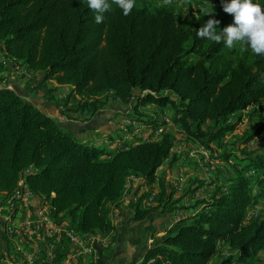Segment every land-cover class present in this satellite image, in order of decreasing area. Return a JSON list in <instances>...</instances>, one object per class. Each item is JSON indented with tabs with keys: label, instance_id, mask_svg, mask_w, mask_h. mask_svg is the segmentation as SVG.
<instances>
[{
	"label": "trees",
	"instance_id": "obj_1",
	"mask_svg": "<svg viewBox=\"0 0 264 264\" xmlns=\"http://www.w3.org/2000/svg\"><path fill=\"white\" fill-rule=\"evenodd\" d=\"M207 1L222 7V0ZM252 2L264 10V0ZM94 16L85 0H0V46L10 61L0 65L7 72L10 64L12 71L21 64L42 74L43 82L69 87L65 98L57 97L56 88L48 89L47 97L67 118L71 112L101 117L112 99L129 108L121 115L154 134L167 124L163 115L168 109L169 121L210 151L235 129L233 117L238 123L245 110L264 101V55L197 38L209 17L181 21L169 7L141 4L128 16L113 4L100 24ZM224 27L220 22L217 32ZM127 128L124 133H132L133 126ZM262 134L264 114L238 148L227 146L220 154L232 175L209 200H197L199 212L156 238L143 251L142 264H212L216 256L218 264H257L264 250V216L248 215L264 199V146L249 147ZM131 135L122 149L107 151L61 125L21 92L0 87V192L11 196L23 181L36 197L46 196L57 225L116 243L111 205L124 198L130 177L142 178V185L151 188L133 205L138 223L175 214L180 201H173L165 176L157 174L178 160L172 153L175 137L166 132L157 140ZM241 145L246 147L239 151ZM156 182L160 193L147 205ZM63 257L55 262L61 264Z\"/></svg>",
	"mask_w": 264,
	"mask_h": 264
},
{
	"label": "crops",
	"instance_id": "obj_2",
	"mask_svg": "<svg viewBox=\"0 0 264 264\" xmlns=\"http://www.w3.org/2000/svg\"><path fill=\"white\" fill-rule=\"evenodd\" d=\"M0 51L4 54L3 46H0ZM4 59L7 61L5 54ZM8 62L10 61H7V63ZM2 67L3 66L0 65V80L2 79L0 81V87H8L9 89L21 92L24 98L37 105L48 115L54 114L55 110L58 111V108L53 103L44 98V91L47 87V82H43L42 74L33 73L31 78L28 79L24 75H15L12 71V64L9 65L11 69L9 68L7 72ZM23 68L26 69L25 67ZM54 87L58 88L60 85L55 84ZM33 88L35 92L38 93L36 96H32L29 93L30 91H33ZM64 90H66L67 93L62 96L58 93L59 90L56 91V95H58L57 97L65 98L68 95V88L66 87ZM113 112L117 113V116L114 117V114H110L109 110H106L104 113L102 112V115H105L107 120L111 119L112 122H110V124H116L122 119L123 121L128 120L127 117L123 115L121 116L120 111L113 110ZM154 113L155 110L151 113V115H154ZM158 113H160V111H158ZM50 116L54 117L53 115ZM169 116L168 112L163 115V119L167 122V124L160 129V132L156 133V131L154 134H151V132L147 133V130H143L139 134H134V136L142 137L143 139L148 140L152 135L160 139L161 135L166 132L175 137L176 142L172 153L173 156L176 155L178 157V160L170 169H168L169 162H167L166 165L162 166L158 170L157 173L158 177L162 175L165 176V184L167 188L174 192L173 201L180 200L175 205L178 208L175 214H159L152 217L148 221L138 223L134 218L133 205L139 198L148 193L151 188L142 185V178L135 177L136 179L133 180L134 182L130 183L132 181L131 180L127 185V191L124 198L118 204L111 205L110 216L113 224L117 227L118 241L110 244L109 242L111 237H102L103 242L95 245L94 252L92 254H85L80 248L71 244L65 236H61L60 238H47L50 242L55 243V246L52 250H50L46 244L42 243L40 240H36L35 243L31 242L25 234H21L19 232L9 233L6 230V218L8 212H0V264H22L26 251L32 252L35 255L36 264H44V262L58 264L55 261L59 259V255L64 256L63 259L60 260L61 264H142V260H140V258L143 255V251L153 246L156 238L163 237L166 230L173 224L188 219L199 212L202 206H196L197 200H209L216 189H218V187L225 182V178H222L221 174H218L220 170L216 171L213 170V168L206 175L208 178L211 177V179L209 178L210 180L206 181L201 178H193V180L190 181L189 178V181H186L185 176L188 178V175L185 172L189 171V168L187 165L184 166V160L176 153L178 152V150H176L178 144H186L187 148L191 149L189 150L191 153L187 155H191L193 157L194 154H197L201 156L199 158L200 162L202 157L207 155V151H205L206 149L204 150V148L198 144L188 140L183 131L169 121ZM99 117L100 115H96L89 119V115L80 114L79 112L72 116L74 119H79L78 122L84 121L83 128L85 132L82 136L83 139L85 138L84 140L93 141V143H96L97 145L99 144L98 146H102L103 144L106 146L109 142L105 138L109 135L111 140H113L114 135L109 134L110 132H107L105 127H96V120ZM115 124H112V126ZM121 129L124 130V128ZM112 132L115 133V130ZM120 132L125 134L124 131ZM126 138H130L132 140L133 135L127 134ZM184 167L186 169H184ZM176 170L177 172H174ZM172 171L175 175H171ZM230 173H232V171ZM152 189V193H154L155 197H157L161 190L159 183L156 182L153 184ZM151 194L147 201V205L151 204L154 200L151 199ZM155 204L156 203H154V205ZM13 216L16 221H20V219L24 216V213L18 212ZM59 218H62V214ZM61 226L69 227L65 225ZM212 263H214V260Z\"/></svg>",
	"mask_w": 264,
	"mask_h": 264
},
{
	"label": "rangeland",
	"instance_id": "obj_3",
	"mask_svg": "<svg viewBox=\"0 0 264 264\" xmlns=\"http://www.w3.org/2000/svg\"><path fill=\"white\" fill-rule=\"evenodd\" d=\"M136 4L145 5V6L150 7L151 9L161 8V7H169L175 12V14L178 16V19L181 21H189L192 16H199V17L200 16H207L209 18H214L216 20H219L220 22H224L226 24V26L233 23V16L232 15L226 14L222 10V7H216V6L212 5L211 3H209L207 0H196L193 2H189L187 0H172L171 4H165L164 0H136ZM2 60H5L4 54H2ZM5 63L8 64L6 60H5ZM14 68H20L21 75H24L28 79H30L31 75L33 74L32 72L24 69L20 64H17ZM55 84H57L55 81H48L47 82V87L44 91V98L47 99V97L49 96L48 89L51 90L52 88H56L57 90H59L58 93L60 94V96L67 93L66 90H64V88H66V87H63L64 85H60V87L57 88V87H54ZM67 88H69V87H67ZM29 93L32 96H34V95L36 96V94H38L35 92L34 88H33V91H30ZM105 96L106 95H103L102 98ZM78 99H80V98H78ZM110 102H111V106L107 110H109L110 114H112V115L114 114L113 115L114 117L117 116V114L115 112H113V110L114 111H120V112H126V113L130 112L129 108L127 106L121 104L119 101H114V100L110 99ZM112 106L113 107L115 106V107L112 108ZM146 109L148 110V113L149 112L153 113L152 109H154V107L149 106V107H146ZM62 111H63L62 109H58V111L55 110L54 114H50V115H53L54 118H56L60 122L61 125H64L70 129H72L74 132H76L78 135H80L82 137L83 133L85 132V130L83 128V126H84L83 122L84 121L78 122L79 119L67 118V117L63 116V114H61ZM167 111L170 112V110H168V109H167ZM75 113H77V112H71L72 116H74ZM261 113H262V115L264 114V101L260 102L257 105H252L247 110H245V112L242 113L241 121H238V123H236V121L238 120V116L236 115L235 117H233L230 121L232 123H230V124H236L235 129L232 132L226 133L225 137L222 140L221 145H218L217 143L212 144L214 151L204 149L205 151H207V155L205 157H202L201 162L199 161V158L201 156H199L197 154H194L193 157L191 155H187V154L191 153V152H189V150H191V149L187 148L186 144H183V145L178 144V147L176 149V150H178V152H176V153L178 155H180V157H182V159L184 160L183 161L184 166L187 165L189 168V171L185 172L188 175V178H187V176H185L186 181L188 182L189 178H190V181H192L193 178H195V179L201 178V179H205L206 181L210 180L211 177H209L210 178L209 179L206 175L212 168H213V170H216V171L220 170V172H218V174H221L222 178H227L228 174L232 171V169H231L230 164L229 165L224 164L221 161L220 154L223 152L224 148L227 146H231V147L235 146L238 148L237 143H239L240 140L245 138V136L247 134L251 133V131L258 124V121L260 120V118L262 116ZM123 115H125V114H123ZM105 117H106L105 115H101V117H99L96 120L97 121L96 127H99V126L105 127L107 132H110L109 134L114 135V141L111 140V138L108 135L105 139H107V141L109 143H107L106 146L104 144L102 145L103 147L105 146L104 148H106V149L108 148L107 151H110V152L117 151L121 147L124 146V143L131 142L130 138H126L127 134L125 135V134H122L120 132V131H123L121 128H124V130L127 131V129H128L127 126L132 125L134 129L132 130V133H130V132L128 133L129 135L139 134L143 130H145L144 127H142L136 123H131L132 121L130 119H128L127 121H123V119H122V120L118 121L116 124L115 123L110 124V122H112L111 119L107 120ZM112 124H115V125L112 126ZM113 130H115L116 134L112 132ZM147 131H148L147 133H150L149 130H147ZM158 132H160V130H158L156 133H158ZM90 136H92V135H90ZM157 139L158 138L151 135L148 140H157ZM241 146H239V149H238L239 151H240V149H243L246 147L245 145H241ZM250 146L251 147H249V149H252V150L263 147L264 146V134H262L259 138L255 139L254 142L252 144H250ZM234 153H235V151H234ZM194 158H197V159H194ZM184 169H186V168L184 167ZM174 172H177V170ZM174 172L172 171L171 175H175V174H173ZM231 174L232 173H230L229 175L231 176ZM135 179H136L135 176H132L129 178V182L132 180L130 182V183H132V182H134L133 180H135ZM129 182H128V184H129ZM255 190L258 192L259 188H255ZM1 197H6V196L1 194ZM48 206H49V203H48V201H46L47 210H48ZM250 213H251V215L259 216L258 218H262L264 216V199L260 200L257 203L256 207L254 209L250 210L248 218L250 216ZM221 250L224 253L226 251V248L222 247ZM229 253H230V251H228L226 253V255ZM259 256H261V257L258 258L257 264H264V250H262L259 253ZM219 262H220V258L218 256H216L214 258V263H212V264H218Z\"/></svg>",
	"mask_w": 264,
	"mask_h": 264
},
{
	"label": "clouds",
	"instance_id": "obj_4",
	"mask_svg": "<svg viewBox=\"0 0 264 264\" xmlns=\"http://www.w3.org/2000/svg\"><path fill=\"white\" fill-rule=\"evenodd\" d=\"M172 0H164L171 4ZM87 7L95 13L94 22L103 23L104 13L112 10L114 4L123 15L131 14L136 0H85ZM222 10L233 16V23L220 32L217 28L219 20L210 18L197 30V38L215 43H223L232 49L239 45L242 51H250L252 55H264V10L252 0H222Z\"/></svg>",
	"mask_w": 264,
	"mask_h": 264
},
{
	"label": "built area",
	"instance_id": "obj_5",
	"mask_svg": "<svg viewBox=\"0 0 264 264\" xmlns=\"http://www.w3.org/2000/svg\"><path fill=\"white\" fill-rule=\"evenodd\" d=\"M0 62L7 65L5 60ZM15 75H20V68H14ZM155 198V194H151V199ZM150 199V200H151ZM7 211L6 230L9 233L25 234L31 242L36 240L42 241L52 250L55 243L50 242L47 238L65 236L69 242L82 250L85 254H92L97 243L103 242L102 236H92L84 238L74 229L57 225L50 216L51 211L46 208V196L36 197L33 192H27L22 181L20 187L14 194L8 197H1L0 192V212ZM18 212H23L24 216L20 221H16L14 216ZM251 213L249 218L251 217ZM22 264H36L35 255L32 252H27L24 255Z\"/></svg>",
	"mask_w": 264,
	"mask_h": 264
},
{
	"label": "bare ground",
	"instance_id": "obj_6",
	"mask_svg": "<svg viewBox=\"0 0 264 264\" xmlns=\"http://www.w3.org/2000/svg\"><path fill=\"white\" fill-rule=\"evenodd\" d=\"M24 184V183H23ZM24 186L26 187V185L24 184ZM21 187H22V184H21ZM26 189H27V187H26ZM27 192H30V191H28V189H27ZM47 211H51V207L50 206H48V210Z\"/></svg>",
	"mask_w": 264,
	"mask_h": 264
}]
</instances>
